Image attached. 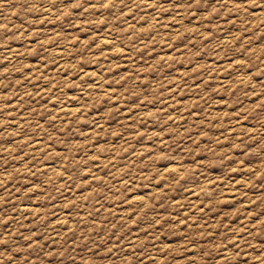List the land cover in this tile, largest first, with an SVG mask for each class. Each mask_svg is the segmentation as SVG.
Masks as SVG:
<instances>
[{"label": "rangeland", "instance_id": "374dc122", "mask_svg": "<svg viewBox=\"0 0 264 264\" xmlns=\"http://www.w3.org/2000/svg\"><path fill=\"white\" fill-rule=\"evenodd\" d=\"M0 264H264V0H0Z\"/></svg>", "mask_w": 264, "mask_h": 264}, {"label": "bare ground", "instance_id": "6f19581e", "mask_svg": "<svg viewBox=\"0 0 264 264\" xmlns=\"http://www.w3.org/2000/svg\"><path fill=\"white\" fill-rule=\"evenodd\" d=\"M64 112H65V110H64ZM71 113V112H70Z\"/></svg>", "mask_w": 264, "mask_h": 264}]
</instances>
